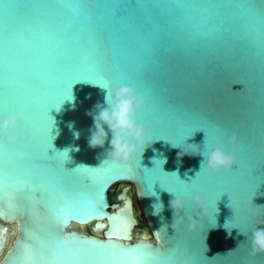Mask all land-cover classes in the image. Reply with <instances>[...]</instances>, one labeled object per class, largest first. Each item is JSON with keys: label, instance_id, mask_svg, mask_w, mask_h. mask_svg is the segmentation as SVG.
Returning a JSON list of instances; mask_svg holds the SVG:
<instances>
[{"label": "water", "instance_id": "1", "mask_svg": "<svg viewBox=\"0 0 264 264\" xmlns=\"http://www.w3.org/2000/svg\"><path fill=\"white\" fill-rule=\"evenodd\" d=\"M10 2L18 5L10 14L0 7V111L23 115L28 138L12 145L0 142V174L10 178L0 189V264H23V243L43 241L47 248L56 237L71 242L75 259L96 261L101 257L89 251L93 246L81 242L107 244L109 236L119 246L158 250L151 264H264V253L252 256L250 245L251 231L264 227V52L259 47L264 9H257L255 21L249 13L218 9L215 34L192 40L189 23L171 35L164 31L166 22H176L174 10L140 7L139 0H80L85 7L79 12L33 7L55 0ZM109 83L141 91V119H152L149 147L133 165L102 164L110 144H88L93 120L87 112L103 103L102 87ZM71 87L74 102L65 100L59 111L49 110L53 126L46 110ZM52 126L53 147L47 154L46 128ZM218 129L238 134V165L196 177L204 157H178L181 149L172 143L202 148L206 133L213 145L232 150ZM66 148L67 161L56 153ZM12 181L47 190L40 196L14 191L8 187ZM57 188L78 201L99 191L103 215L61 223L55 215L63 203ZM193 191L204 197L207 216L192 201ZM174 194L186 202L173 220ZM157 202L164 209L153 215ZM116 216L128 221L123 239L113 235ZM226 221L248 238L237 228L229 236Z\"/></svg>", "mask_w": 264, "mask_h": 264}, {"label": "clouds", "instance_id": "2", "mask_svg": "<svg viewBox=\"0 0 264 264\" xmlns=\"http://www.w3.org/2000/svg\"><path fill=\"white\" fill-rule=\"evenodd\" d=\"M102 88L106 89L103 103L97 102L94 107L87 112V115L93 120V125L89 129L90 135L88 138V144L92 148H102L106 142L110 144L107 158L102 164L105 162H120L125 165H133L136 163L137 159L142 157L146 148L149 147L148 134L152 131V119H141V110L145 104L144 94L135 86L127 83H109ZM65 100L74 102L75 97L72 93V87L69 96L60 103L59 108H53H56L57 111H59L60 106ZM73 107H75L74 103ZM51 118L53 119L54 126V118ZM53 126L50 128V135ZM219 131H221V134L226 137V143L234 146L232 150L225 151L223 147L213 145L207 139L206 133L202 148L196 143L185 142L184 146L172 143L173 147H179L181 149L178 153V157L184 155H199L204 157L201 161L200 170L196 173V177L201 171L217 175L231 171L233 170V166L238 165L235 149V145H237L239 140L238 134L235 131ZM109 134H111L110 140ZM74 135L78 138L79 132H75ZM27 138L28 132L24 118L18 116L16 112L10 111L5 113L0 111V142L12 145L18 141H24ZM53 139L54 137L52 136V141ZM75 150L78 151V147ZM69 151L70 149L66 148L63 151H57L56 153H67V156L69 157ZM172 173L178 175V171ZM193 180L194 179H192L190 183H192ZM174 196L175 198L170 201V207L173 210V220L174 217H179L186 202L184 196L175 194ZM191 199L194 203L201 206L202 214L207 216L209 208L203 203L204 197L202 194L199 191H193L191 193ZM163 209V203L157 202L153 205L152 214L159 215ZM180 218L182 219V217ZM227 223L228 221H226L224 227L228 231V235L231 236L232 229L239 228L232 227L229 229ZM240 234L244 235L246 239L248 238L247 234L239 229L238 235ZM239 244L240 242L237 247H239ZM250 245L252 256L264 253V227L257 226L251 231ZM234 250L235 249L229 251ZM219 254L220 253H217L216 255Z\"/></svg>", "mask_w": 264, "mask_h": 264}, {"label": "snow or ice", "instance_id": "3", "mask_svg": "<svg viewBox=\"0 0 264 264\" xmlns=\"http://www.w3.org/2000/svg\"><path fill=\"white\" fill-rule=\"evenodd\" d=\"M53 6L71 8L76 12L81 11L85 7L80 0H55L51 5H33V7ZM138 6H151L154 8L174 10L176 13V22H166L168 27L164 31L171 35L173 29L177 27L182 29L186 23H189L192 27L189 38L195 40L198 36L208 37L214 35V30H218L216 25V20L218 19L215 15L216 10L225 9L230 15H233L239 10L251 14V18L255 21L257 9H264V0H260L259 5L255 3V0H139ZM0 7L4 9L6 14H10L18 5L10 2V0H3ZM260 23L264 26V16L260 17ZM220 25H223V19L220 20ZM259 47L261 51L264 52V27H262L259 32ZM68 96L69 95L62 96L57 103L52 104L46 110V119L49 122H51L49 110L53 107L59 108L60 103ZM17 114L25 120L23 115ZM46 136L47 146L44 150L48 154V149L52 148L50 128H46ZM60 154L63 155L66 158L65 161H67V153ZM64 169L66 168L64 167ZM6 180H10V178L0 174V189L5 187ZM8 187H11L14 191L35 192L36 196H40L42 190H47H37V186L34 184L30 185L27 182L21 183L17 181H12L8 184ZM57 192L63 200V203L58 206L55 212L57 219L61 223H67L69 218L75 216L103 215V200L99 191L90 195L83 201L67 198L59 188H57ZM37 193H39V195H37ZM114 219L116 224L113 229V235L119 233L117 239H123L127 234L128 221L123 216H116ZM25 235H30L27 229ZM81 243L93 246L89 251H96L101 259L96 261L75 259V251L71 242L62 237H56L54 242L47 248L43 241H40L37 245L27 242L23 243V264H151L158 251L156 249L146 248L143 245L131 247L119 246L112 242V236H109V243L107 244L100 243L96 240H88ZM108 257H110V259Z\"/></svg>", "mask_w": 264, "mask_h": 264}, {"label": "rangeland", "instance_id": "4", "mask_svg": "<svg viewBox=\"0 0 264 264\" xmlns=\"http://www.w3.org/2000/svg\"><path fill=\"white\" fill-rule=\"evenodd\" d=\"M121 185H122V184H118V185H116V186L114 187V189H113V191H112V193H111L113 199L115 198V194H116L117 189H118ZM131 191H132V193H133V196H134V199H135V203H136L137 208H138V215H139L140 219L142 220V222L145 223L144 216H143L142 211H141V209H140V207H139V203H138L137 197H136V195H135V190H134V187H133V186L131 187ZM85 229H86V231H88V229H87L86 227H85Z\"/></svg>", "mask_w": 264, "mask_h": 264}, {"label": "bare ground", "instance_id": "5", "mask_svg": "<svg viewBox=\"0 0 264 264\" xmlns=\"http://www.w3.org/2000/svg\"><path fill=\"white\" fill-rule=\"evenodd\" d=\"M83 230H85L86 231V229H85V227H81ZM14 230V229H13Z\"/></svg>", "mask_w": 264, "mask_h": 264}]
</instances>
